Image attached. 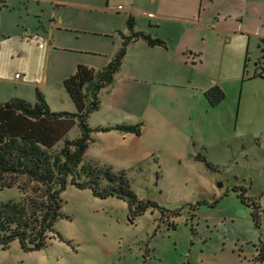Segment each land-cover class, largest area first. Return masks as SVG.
I'll return each mask as SVG.
<instances>
[{
  "label": "rangeland",
  "instance_id": "obj_1",
  "mask_svg": "<svg viewBox=\"0 0 264 264\" xmlns=\"http://www.w3.org/2000/svg\"><path fill=\"white\" fill-rule=\"evenodd\" d=\"M260 5L263 13L264 3ZM194 7L195 0H0V99H26L31 93L33 101L38 87L58 109H67L70 101L55 102L62 92L51 85L57 71L70 60L86 59L94 70L105 65L103 61L115 53L109 47L117 43V31L126 28L129 15L134 28L145 32L153 28L149 23L159 21L158 37L172 33L173 41L183 33L166 28L171 20L200 11L205 25L201 69L191 71L202 80L185 86L151 85V103L169 117L161 134L165 150H142L147 137L158 136L157 125L146 122L142 135L128 132L118 138L112 133L102 143L93 142L86 154L89 143L83 158L123 170L139 199L177 213L161 214L158 207H148L131 216L125 200L101 198L88 187L67 183L60 198L61 211L68 216L55 221L46 244L24 251L14 239L0 246V264H264V78H247L258 49L251 44L247 79L242 80V67L233 69L238 41L225 31L226 19L216 14L214 2L196 0ZM117 72L107 87L114 85ZM203 77L217 80L225 92L216 106H201L206 100L196 85L205 83ZM134 86L136 102L142 105L150 84L140 79ZM97 96L100 104L103 91ZM148 117L155 121L157 114ZM93 121L88 123L95 125ZM97 133L92 132V138ZM78 135L75 124L54 147ZM197 153L211 165L196 158ZM239 185L248 198L259 202L257 222L252 207L238 195L240 190H234ZM23 196L17 185L0 188V201Z\"/></svg>",
  "mask_w": 264,
  "mask_h": 264
},
{
  "label": "trees",
  "instance_id": "obj_2",
  "mask_svg": "<svg viewBox=\"0 0 264 264\" xmlns=\"http://www.w3.org/2000/svg\"><path fill=\"white\" fill-rule=\"evenodd\" d=\"M126 25L128 33L118 30L120 44L105 65L94 70L78 63L74 72L63 79V85L74 102V110L51 109L38 87L34 88L33 101L22 97L0 101V188L17 185L24 193L22 200L0 201L1 247H7L17 239L24 251L42 248L50 236L49 232L54 231L55 221L68 216L61 211L60 198L67 183L79 188L88 187L93 195L101 198L116 196L125 200L131 216L142 214L148 207H158L161 214L177 213V210L159 206L153 200L139 199L123 170L113 171L106 165L83 160L88 144L93 141L91 134L94 131L116 129L140 133L139 122L93 126L87 121L88 113L98 107L99 90L113 80L131 41L143 39L149 45L165 46L164 39L135 29L131 15L127 17ZM253 75H261V70ZM203 93L212 106L225 97L224 90L217 84ZM75 124L79 135L73 140L65 138L63 145L56 149L55 144ZM195 157L207 165L212 163L200 153ZM234 190H240L238 195L252 207V219L257 222L259 202L248 198L241 185L234 186ZM56 235L61 236L60 232Z\"/></svg>",
  "mask_w": 264,
  "mask_h": 264
},
{
  "label": "crops",
  "instance_id": "obj_3",
  "mask_svg": "<svg viewBox=\"0 0 264 264\" xmlns=\"http://www.w3.org/2000/svg\"><path fill=\"white\" fill-rule=\"evenodd\" d=\"M209 2H214L217 8L216 14H222L226 19V21L223 23L224 25H226L225 31L231 32L232 35H235L232 37L236 38L238 41V48L233 62V69L237 70V67H242V80L257 76L264 78V69L261 62V59L264 60V20H262L264 12H260L262 11L260 4H263L264 0H207V3ZM195 8L196 0L194 9ZM232 17H234V19H231ZM202 19L204 18L202 17ZM167 24V27L165 26L166 28H170L169 30H173L175 32L181 31L183 35L174 41L172 40V38L176 37H174V34L172 33H167L166 37H160L164 39L165 46L149 45L143 39H136L134 41H131L126 47V51L122 59V64L120 65V68L118 69V72L116 74L114 85L110 87L104 86L100 89V92L103 91V97H101L100 104H98V107L95 110L88 113L87 118L88 121L90 120V118H92L94 120L93 124L95 125H112L122 121L130 123L139 122L141 126L140 133L138 135H142L143 130H145L144 125L147 124L146 122H148L150 125H157L158 136L147 137V139L142 144V150H147V152H153L155 149L160 148H162L163 151L165 150V143L161 142V139L163 138L161 134L163 131V124H167L169 119V117H166L165 113L160 112L161 107L159 105L151 103V85L181 84L185 86L187 82L202 80L201 78L191 74V71H194V69L196 71H200L201 69V67L199 66L202 59L201 52L203 49L200 46V42L204 40L203 28L205 25L200 20V11L197 15L192 14L183 18L179 17L176 20H171ZM149 25H151L153 28L152 30H148L147 32L151 35L158 36V34L160 33L159 27L161 26V23L158 21L155 25H152L151 23H149ZM119 30L124 34L128 33L127 25L125 29ZM258 30H261V33H257ZM117 35V43L109 47V52L114 53L120 43L121 38L118 31ZM254 36L260 38L263 44L256 41L254 39ZM180 39H182V41L178 42ZM251 44L257 46V59H255L254 61L253 72L251 73V75H249V77L246 78V74L244 75V70H246L247 61L249 59L248 53ZM240 51H242L241 57ZM109 60L110 57L108 61ZM103 62H105V64L107 63L106 60H104ZM78 63L91 67V62L86 59L82 61L81 59H78V61L75 62L74 60H70L63 66L64 70H58L56 75L53 77V80L51 81V85L54 84L53 87H55L56 91H59V89H61L62 91L60 96L56 94L57 97L55 102H63L64 100L70 101V106L67 107L66 110H74L75 105L63 85V79L74 72ZM259 70H261V75H253ZM163 73L167 74L168 76L163 75ZM140 79L148 81V84H150V86L147 87L145 91H143L146 95L147 101H141L142 105L136 102L137 88L134 86L136 81ZM45 80L44 82L46 83ZM203 81L205 83H203L201 86L200 84L196 85V88L202 92L203 96V92L205 89L214 84L219 85V82L217 80H211L203 77ZM42 91L51 109H58L59 107L52 106L53 104L49 100L47 91L45 89H42ZM24 97L29 101H32L31 93H28ZM204 99L206 100L205 97ZM1 100L5 99H0V101ZM191 103L192 102L189 100L186 101V105L188 106L187 108L190 110L191 107H189V105ZM136 105H138L137 108H135ZM201 106L204 108L208 106L212 107V105H210L207 100ZM141 107L142 109L140 112L139 110ZM149 111L150 113H147ZM152 114H157V119L155 121L151 120V118L148 117H151ZM143 115H145V118H143ZM187 115L188 119L192 118L191 112H188ZM97 132V134H94V141L89 144L86 150V154L89 153L90 145H92L93 142L95 143L97 140H99L100 143H102L103 140L109 137V135H111L112 133L115 135V137L118 138H120V135H123L124 137L125 134L128 133L116 129Z\"/></svg>",
  "mask_w": 264,
  "mask_h": 264
},
{
  "label": "built area",
  "instance_id": "obj_4",
  "mask_svg": "<svg viewBox=\"0 0 264 264\" xmlns=\"http://www.w3.org/2000/svg\"><path fill=\"white\" fill-rule=\"evenodd\" d=\"M120 7H121L120 5L117 6V8H120ZM15 76H18L17 73L15 74Z\"/></svg>",
  "mask_w": 264,
  "mask_h": 264
}]
</instances>
